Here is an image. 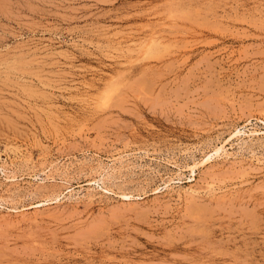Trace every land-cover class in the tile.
I'll return each mask as SVG.
<instances>
[{"label": "rangeland", "instance_id": "rangeland-1", "mask_svg": "<svg viewBox=\"0 0 264 264\" xmlns=\"http://www.w3.org/2000/svg\"><path fill=\"white\" fill-rule=\"evenodd\" d=\"M0 264H264V0H0Z\"/></svg>", "mask_w": 264, "mask_h": 264}, {"label": "bare ground", "instance_id": "bare-ground-1", "mask_svg": "<svg viewBox=\"0 0 264 264\" xmlns=\"http://www.w3.org/2000/svg\"><path fill=\"white\" fill-rule=\"evenodd\" d=\"M153 35H154V34H153ZM155 37H156V36H155ZM155 37H154V38H155ZM145 38H146V37H145ZM149 38H150V37H149ZM154 38H153V39H154ZM142 39H143V38H142ZM153 39H152V37H151V41H153ZM157 39L159 40V37H158ZM157 39L155 38L154 40H157ZM148 40H149V39H148ZM141 41H142V40H141ZM146 41H147V39H146ZM146 41H145V42H146ZM162 41H163V40H162ZM153 42H155V41H153ZM142 43H143V42H142ZM146 43H147V42H146ZM149 43H150V42H148V44H149ZM159 43H160V42H159ZM143 44L145 45V43H143ZM143 44H141L140 47L143 48V46H144ZM150 45H151V43H150ZM150 45H149V46H150ZM153 46H154V45H153ZM145 47H146V46H145ZM145 47H144V48H145ZM146 48H147V47H146ZM145 50H146V49H144L143 51H145ZM138 51H142V49H141V50H138ZM136 54H137V53H136ZM138 55H139V53H138ZM235 129H236V128H235ZM237 131H238V130H237ZM234 134H235V133H234ZM236 134H238V133H236ZM218 141H219V140H218ZM220 146H221V145H220ZM216 147H217V146H216ZM216 147H215V148H216ZM221 148H222V147H221ZM219 150H220V149H219ZM190 192H191V191H190ZM192 193H194V192L192 191ZM187 195H188V194H187ZM184 198H185V197H184Z\"/></svg>", "mask_w": 264, "mask_h": 264}]
</instances>
